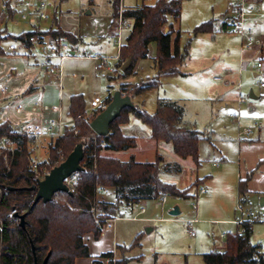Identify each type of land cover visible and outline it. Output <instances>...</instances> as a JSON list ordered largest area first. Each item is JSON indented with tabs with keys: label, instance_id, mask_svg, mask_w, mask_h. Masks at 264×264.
Masks as SVG:
<instances>
[{
	"label": "crops",
	"instance_id": "1",
	"mask_svg": "<svg viewBox=\"0 0 264 264\" xmlns=\"http://www.w3.org/2000/svg\"><path fill=\"white\" fill-rule=\"evenodd\" d=\"M127 1L128 2L125 4L126 10H135L140 4L137 2V0ZM217 1H219V5H213L214 9L212 8V12L214 11V14H212L213 16L211 20L201 23H211L208 32L199 33L198 35H201L199 38L202 46H207V48L211 50L213 47H216V45H218L220 50L222 48L223 59H221V61L217 62L215 61V58H212L211 61L207 63V67L203 65V67L200 68V70L202 71H204L205 68H207L208 72L215 71V74L211 78V81L218 84L220 83V85L208 84L205 87L206 98H204L203 105L202 107H199V109L198 107L195 108V110H197L195 116L198 115L197 117H200L201 115L203 116V114L209 116L214 115V117H216L217 113L219 111H222L223 109L227 110L228 114L233 110L238 97V93L236 91V83L238 81L237 72L240 67V58L241 56H244L246 58L252 57V54L242 53L240 51V41L232 30L230 19L233 0ZM17 3V0H11V5L13 6V9L15 11V15L12 18H9L10 21H12L15 17H18L19 20L22 21L20 19V13L22 12L23 7H21V4ZM91 3L93 5L92 1ZM214 3H216V0ZM48 4L47 19L43 20L37 16H34L31 17L28 21H22L23 23H25V26H27V28L19 30L18 34L15 35L8 33L6 25L7 23L5 21L4 28L6 30V33L11 36H20L24 33L34 31L46 33L49 30L59 27L63 31L72 34L75 37H81V41L77 42L76 44H71L67 41H63L71 45V53H84L90 50L91 45H85L83 42V39L85 37L83 34L79 32L73 33L63 29V27L61 26V20L65 16L64 14L61 15L60 12L57 14V5L55 4V2H52L51 4L48 2ZM142 4L153 5L155 3L145 4L144 2H142ZM107 5L109 9L108 30L110 35L114 37L112 31V23L114 19L112 0H108ZM221 5L226 7L225 12L223 16L221 15V17L217 18V16L220 15L219 13H222L221 11L217 10V7H220ZM1 14L2 12L0 10V15ZM58 15L61 16H59L58 18ZM87 15H90V12H87ZM178 24L179 21L173 25H175V30H179L181 36V31L180 29H178ZM230 29L232 30V34H229ZM168 31L169 27L165 26L163 28V32L167 33ZM40 36L43 37L45 43L54 42V39H52L47 34H42ZM255 37L256 42L260 46L262 51V69L259 71L250 72V66L245 64V66L243 67V73L245 72L246 76L245 78H241L250 85V87H245L243 89V93L246 94L249 91L247 95L249 96L252 93L254 97L253 100L256 101L247 103L242 106V119L244 123L251 126L252 119L254 117H257L255 116L257 115V112L261 115L260 117L262 118V124L255 132L256 134L254 133L255 135H253L250 139L240 142L237 140V138H234L233 135L231 143L230 141L228 143H225L226 137H228L229 139V136H226L224 134L226 129H222L224 138L220 140L216 139L215 141L213 138L215 134L212 128L208 132H206V129L199 130L186 122V105L182 104L186 99H181L179 98V96H176V94L173 95V93L167 95L165 98L158 99L153 113H155L159 101L172 103L182 110V125L186 128L198 131L201 137L198 147V163H195L191 158L182 159L178 157L174 153L171 144L152 139L150 128L147 126L149 129L144 130L142 128V125L138 124L140 120L132 114L129 115L128 121L126 123L120 125L121 132L125 136L131 137L135 140V147L125 151L115 152L116 154L122 155V157L118 159L127 161L130 158H133L135 162L138 163H154L156 161H159L160 180L164 183L174 185L180 191L188 189L187 194L190 197L188 199L181 200L188 201L190 199L191 204L195 197L196 191L199 188H205L206 193L202 195L203 197L201 196L202 200L200 203V208H197L196 211L192 209L191 205L188 207V209H182L181 206L178 205V208L180 209L179 215H181V218L179 220L183 224H186L185 221L189 219H198V221H200V219H208L211 220V223L224 225L225 223L223 222H233L237 217H243L244 206L248 203L249 198L252 195L257 194L259 197L264 198V88L252 87L254 88V90H252L251 88V85L256 83L257 81L264 82V23H260L257 26ZM233 38H235V40ZM230 41H233L234 44H231ZM10 44L15 45L19 55H13L10 51H8V46ZM2 47L5 53L3 55H0V123H9L18 133L32 138L37 148L44 140H46L48 143H51L52 140L57 138L59 134L62 135L63 130L66 126H71V119L68 116L69 100L71 96L81 94L71 93L69 96H67L68 105L64 107L63 101L65 96L63 91L65 74L63 75L64 77L61 83H59L57 76L46 73L39 65V62H41L42 59L39 56L37 46L31 45L30 47H25L19 41L9 40L3 42ZM156 55L157 51L155 44H150L147 57L140 60H147L151 58L153 62L152 67L157 75V69L154 65ZM185 63L186 61L184 60L178 67V74L161 75V77L155 83L154 87L141 93H133L131 100L133 99V97H141V94H146L148 91H151L152 89L158 87L161 81H165L170 78H176L179 74L183 76L187 75L182 71V67ZM200 66H202V64H200ZM135 73L136 67L134 66L131 75ZM156 75L154 76V78L156 77ZM72 77L76 78L77 76L76 74H73ZM129 77L131 78V76ZM217 77L220 78V80H215V78ZM202 78H204V81L206 80V78H208L206 73L204 74V76H202ZM125 79H127V77ZM152 81L153 79L146 81V83ZM131 83H135V85L131 87L133 90L135 89V87L140 86L139 82H124V84ZM107 95L110 96L112 94L111 92H109L107 93ZM202 142H207L209 144V147H211L212 149V157H214V155L216 154L214 159L209 158L207 160L201 158L200 144ZM231 148L235 149V152H237V156H233V151L229 156L228 153L229 149L231 150ZM188 159H191L192 163L186 164L185 161ZM39 160L41 161V159ZM185 164L190 168L191 174L188 180L185 179V183L183 185L178 186L174 181L170 180V178H177L181 180L182 176L187 172V170L185 169ZM207 165H209L212 169L207 168ZM247 178H249V180L248 182H246V191L244 193H240V183L244 182ZM196 181H199L198 183L200 185V187L197 189L193 184ZM108 189H111L115 194L113 188H105L103 189V192L101 193L99 199L104 204L103 210L106 214L105 217L107 219L117 218V220L113 222H105L101 227V235L99 238H95L93 233H88L83 236V244L87 246L90 255L86 259L88 260V262L85 264H93L94 261H98V259H101V255L105 253H112L116 260L125 259L128 264L129 259L126 258L125 254L126 252H128L127 246L118 243L119 236L121 237L123 231H119L116 222L122 218L130 221H139L140 223H144V234L149 235L155 229V227L151 223L157 222L156 220L158 218V215L155 212L160 211L159 216H162V211L164 210L163 208L161 209L160 207L155 206V208L153 209V215L145 217L146 211L144 214L139 215V211L141 208H145L146 210V204L148 202L157 201L160 200V198L155 200H141L137 204H126L123 202H119L118 200L116 203H114L106 200L104 194ZM167 198L168 202L169 198L171 197L167 196ZM166 203L162 204V206H164ZM117 206H124L125 209H127L129 212L135 213L131 217L115 216V209L117 208ZM135 206L139 207L137 211L136 209H133L135 208ZM172 207L174 208L175 206ZM238 207H241V212L238 210ZM173 208H167L168 214ZM135 216L139 217V219L132 220L131 218ZM141 216H143V218ZM138 231L139 230H136L132 235H135V233H137ZM136 235L142 236L143 233L139 232ZM225 243H223L222 250H209L208 252H204L203 248H201L202 250L199 249V247H201L200 243H197L196 247L190 248L185 252H181V250L176 248L175 245L172 246L168 252H160V248L158 246H155L154 248H151L153 264H189L190 260L195 255H199L202 258V255L205 253H209L212 251H223L225 248ZM181 255L184 256L183 263L180 259ZM141 257L142 256L140 255L136 257V259L140 260ZM80 260H83V258H77L75 260V264H81Z\"/></svg>",
	"mask_w": 264,
	"mask_h": 264
},
{
	"label": "trees",
	"instance_id": "2",
	"mask_svg": "<svg viewBox=\"0 0 264 264\" xmlns=\"http://www.w3.org/2000/svg\"><path fill=\"white\" fill-rule=\"evenodd\" d=\"M117 2L118 0H112L113 17L117 15ZM180 13L181 0H157L153 5L125 11V17L132 19V27L125 38V45L120 48L119 58L123 62L131 60V65L125 72L120 71L119 76L122 78L131 74L135 63L147 57L150 44H155L157 51L154 65L158 74L152 82L137 86L134 94L154 87L161 75L178 74V67L187 53L181 50L180 32L172 25L179 21ZM14 15L13 7L0 15V55L5 53L3 42L19 41L25 47H30L29 38L42 34H47L54 40L77 43L73 35L59 27L46 33L34 31L11 36L6 33L4 22ZM210 25L211 23L201 24L194 30L195 34L208 32ZM165 26L169 27L167 33L163 32ZM127 88V85H122L121 92L130 95ZM108 98L111 100V96ZM85 104L82 95L70 97L68 116L73 119V125L66 126L62 135L52 140L48 159L44 163L51 164V169L56 162L60 164L65 160L78 143L83 144L80 186L74 195L59 193L65 198V202L34 203L36 191L30 188L37 185L40 170L39 166L37 170L28 166V158L32 154L28 146L34 140L18 133L9 123H0V138L7 136L18 143L14 154H9V166L6 167L0 157V211L4 212L0 214V264H35V260L37 264H43L47 256L45 264H75L77 258H88L90 255L87 246L83 244V236L93 233L95 238H99L101 235L102 226L96 224L90 212L94 203L104 209L103 202L100 199L96 201L97 188H113L117 200L126 204L158 199L160 192L173 198L190 197L188 189L180 191L174 185L160 180L159 161L138 163L133 158L122 161L109 154H101L104 151L119 152L135 147V140L125 136L120 130V125L126 123L132 114L150 128L152 139L171 144L178 157L191 158L198 163L201 137L198 131L182 125L180 108L163 101L158 102L153 114L136 105L125 108L111 123L109 134L102 137L96 135L90 127V122L101 111H94L87 120ZM76 130L77 135L74 134ZM92 137L105 140L106 148L96 147V141ZM248 180L249 178L240 183V193L246 191ZM11 212L12 216L7 215ZM16 213L24 215L25 229L20 227L19 219L14 216ZM251 235L252 223L245 226L242 237L228 234L224 250L203 254V264H264V250L261 245L251 243ZM140 238L138 235L135 239L137 245ZM104 258L111 259L113 254L101 255V259ZM93 264L100 263L94 261ZM117 264H127V261L118 260Z\"/></svg>",
	"mask_w": 264,
	"mask_h": 264
},
{
	"label": "rangeland",
	"instance_id": "3",
	"mask_svg": "<svg viewBox=\"0 0 264 264\" xmlns=\"http://www.w3.org/2000/svg\"><path fill=\"white\" fill-rule=\"evenodd\" d=\"M50 4L55 2L57 5V14L60 12L61 15L64 14V18L61 20V26L63 29L69 32H79L83 34L85 37L83 42L85 45H91V49L95 53H99L102 56L108 58H114L118 55V48L115 44V37H112L108 30L109 25V9L107 5L108 0H47ZM46 1V2H47ZM93 2V5L91 3ZM156 0H137L140 3L137 9L141 8L144 4H153ZM47 2V3H48ZM128 1L125 0L124 4ZM181 0V13L178 24V29L181 31V40L180 47L184 52L186 51L185 61L186 63L182 67V71L187 75H178L176 78H170L165 81H161L160 85L151 91H148L146 94H141V97H133L132 102L134 105H137L139 108L146 110L149 113H153L157 104L158 99L165 98L167 95L173 93L176 96H179L181 99H186L184 101L185 107V119L190 125L193 127L203 130L206 129L208 132L211 128L214 131L215 136L214 140L223 139L222 129H226L224 134L226 136L225 143H228L232 140V136L237 138V126L236 124L227 116V110L221 109L222 111H216L217 116H209V115H201L200 117L195 116L197 110L195 108L202 107L206 91L205 87L208 84L220 85V83H214L211 81V78L214 76L215 71H207L205 68L204 71L200 70L203 65L207 67V63L211 61L212 58H215V61L219 62L223 59L222 48L219 49L218 45L213 47L212 50L208 49L207 46H202L200 43V36L195 34L194 30L197 26H199L203 22L210 21L212 18V8L214 6L219 5V1L216 0ZM214 5V6H213ZM224 6L217 7L220 15L217 18L223 16L225 12ZM214 9V8H213ZM216 9V8H215ZM87 12H90V15H87ZM58 15V18L59 16ZM225 16V15H224ZM172 21L170 20V23ZM7 30L9 34L15 35L18 34L19 30H23V28H27L25 23L19 20L18 17H15L12 21H6ZM49 25V24H48ZM173 25V24H172ZM175 29V25H173ZM232 30H229V34H232ZM128 30L123 34V44L125 45V38L127 37ZM72 35V34H71ZM75 37V36H74ZM77 42L81 41V37H75ZM235 40V38H233ZM232 40V39H230ZM231 44H234L233 41H230ZM71 46V45H70ZM82 50V49H81ZM82 52H77L76 55L81 54ZM205 60V61H202ZM126 61H121V58L116 60L109 61V65L111 67L110 71L97 72L94 70V63L92 61L86 59H75L70 57L63 64V75L65 74L64 81V107L68 105V97L71 93L81 94L85 101V119L89 120L93 115L88 107L90 101L94 97H105L107 93H113L116 90L121 91L122 85H127V90L129 92V96H133L134 90L131 88L134 84H124L125 81L128 82H139L140 85H144L146 81L154 79L156 75L155 70L152 67V59L149 58L147 60H139L135 63L136 73L131 76L120 77L119 72L121 71L122 65ZM138 63V64H137ZM202 64V66H200ZM252 71V67L249 69ZM206 73L207 77L204 81V74ZM76 74V78H73L72 75ZM243 73L242 78H245L246 74ZM248 75V74H247ZM64 77V76H63ZM243 82L248 85L244 80ZM137 88V87H135ZM254 90V88H252ZM249 92V91H248ZM247 92V93H248ZM126 95L125 92H122ZM247 93L245 94L247 96ZM112 95L111 98H112ZM247 103H252L255 100L251 98H247ZM138 102V103H137ZM256 102V101H255ZM88 105V106H87ZM257 112V117L261 119V115ZM70 124L73 125V119L70 117ZM144 130H148L149 128L141 123ZM244 126H249L245 124ZM260 124V125H261ZM256 134V133H255ZM254 134V135H255ZM50 143V142H49ZM49 143L44 140L40 143L37 148L34 143H30L28 148L32 151V154L29 155V167L32 170L34 163H39V177L40 180H43L44 176L49 173L51 164H44L49 156ZM18 147V143L16 144V148ZM232 147V145H231ZM201 158L204 159H214L212 157V149L209 147L207 142H202L200 144ZM233 151V156H237V152L235 149H229V156ZM101 154H109L110 156L121 158V154H116L115 152L104 151ZM231 155V156H232ZM209 156V157H208ZM0 157L3 158L4 165L7 167L10 164V158L8 156L7 160L5 159V154L0 152ZM41 159V162H39ZM61 160V159H60ZM186 164L192 163L191 159L185 161ZM41 163V164H40ZM185 164V169L187 172L182 176L181 180L177 178H170V180L174 181L178 186L183 185L185 179L188 180L190 177V168ZM41 165V167H40ZM59 165L57 162L55 166ZM206 165V164H205ZM207 168L212 169L209 165ZM199 181L193 183L196 186V189L200 187ZM188 183V182H187ZM106 200L109 202H117V198L111 189H108L104 194ZM204 195V194H203ZM58 202H65V198L60 196ZM203 197V196H202ZM202 197L198 200V208H200V203ZM57 202V203H58ZM262 198L257 194L252 195L249 198L248 203L244 206L243 217L246 220H250L252 224V235H251V243L253 245H261L264 250V205H262ZM180 205L182 209H188L191 205V200L183 201L178 198H169V201L162 206V202L160 200L150 201L146 204V216L153 215L154 208L160 207L164 210L162 211V216H159L160 211L155 212L158 215L157 222L151 223L155 229L149 235H145V227H143L144 223H140L139 221H130L126 219H119L116 222L117 228L119 231L122 230L123 234L121 237L119 236L118 243L127 246L128 252H126V258L129 259L128 264H153L151 248L158 246L160 252H168L169 249L175 245L176 248L180 249L181 252H185L190 248L196 247L197 243H200V250L203 248L204 252H208L209 250H222L223 243L226 240H222L220 238L221 233L232 234L235 235L238 227L232 221H226L224 225H217L211 223V220H202L196 224H194V231L196 236L191 237L186 231V224L180 222L181 215L177 217H171L168 214V207L173 208L172 206ZM187 205V207H186ZM117 206L115 209V216L118 217H131L135 212L131 213L124 206ZM166 207V208H165ZM138 206L133 208L136 211L138 210ZM4 213L0 211V214ZM240 213V212H239ZM13 212L8 213L7 215L12 216ZM241 214V213H240ZM238 215V213H237ZM106 216V214H105ZM143 218V216H141ZM140 217V218H141ZM1 220V218H0ZM148 226V225H147ZM136 230H139L137 233L142 232L143 235H140V241L137 245L135 239L137 237V233L134 234ZM122 238V239H121ZM143 238V239H142ZM135 244V245H134ZM226 244V243H225ZM196 250V249H195ZM2 251V243L0 242V254ZM180 254V253H179ZM142 256L140 260H137L136 257ZM1 257V255H0ZM184 256L181 255L180 259L183 263ZM87 258H83L81 264H85L88 262ZM125 260V259H123ZM100 264H117L118 260L113 261L112 263H107L101 259H98ZM189 264H203V260L201 256L195 255L190 260Z\"/></svg>",
	"mask_w": 264,
	"mask_h": 264
},
{
	"label": "built area",
	"instance_id": "4",
	"mask_svg": "<svg viewBox=\"0 0 264 264\" xmlns=\"http://www.w3.org/2000/svg\"><path fill=\"white\" fill-rule=\"evenodd\" d=\"M125 0H118L117 2V15L113 19L112 23V31L113 36L116 38L115 44L118 48V55L114 58H108L102 56L99 53L93 52L91 49L76 55L75 53H71L70 45L66 42L54 40L51 43H45L42 36H31L29 38L31 45L38 47V53L41 57L42 61L39 62L41 68L48 74L55 75L58 77L59 83H61L63 79V64L64 61L69 59L70 57L75 59H86L92 61L94 63V70L97 72L110 71L111 67L109 65V61L118 60L119 59V51L123 45V34L125 31H129L132 27V19L125 17L124 13L126 11V5L124 4ZM17 4H21L23 7L22 12L20 13V19L22 21H28L31 17L37 16L40 19H47V10L48 3L45 0H17ZM16 5V4H15ZM11 5V0H0V10L2 13H6ZM231 27L234 34L238 37L240 41V51L242 53H250L252 54L251 58H246L241 56L239 61V70L238 81L236 83V91L238 93L236 105L231 112H229L228 117L236 124L237 126V140L245 141L250 139L254 133L258 130L261 124V119L259 117H254L252 119L251 126H244L242 119V106L247 104L248 99L250 98L248 95L246 96L243 93V89L245 87H250L248 84L243 82L241 79L243 76V67L245 64L252 67V71H259L262 69V51L260 46L256 42V30L257 26L260 23H264V0H233L232 2V13H231ZM8 51H10L13 55H19L16 50L15 45L10 44L8 46ZM215 80H220V78H215ZM139 85V84H137ZM252 87L264 88V82L257 81L256 83L251 85ZM109 95L105 97H94L89 103V109L91 112L96 110L103 111L107 108L108 104L111 100H109ZM74 134L77 135L78 131H74ZM61 134L58 135L60 137ZM96 141V147L99 146L102 149H105L107 146V142L103 139L97 140V138L92 137ZM16 150V142L10 139L7 136H3L0 138V152L5 154V159L7 160L9 154L13 155ZM62 160V159H61ZM64 161V160H63ZM41 162V161H39ZM41 164V163H40ZM216 165V164H214ZM39 163H34L33 168L35 170L38 169ZM38 179L40 180L39 174ZM65 185L68 188V192L71 195H74L78 191V187L80 186L79 173H74L71 177L65 180ZM103 192L102 188H97L95 190L96 201H98L101 193ZM206 193L205 188H199L196 191L195 197L192 201V209L194 211L198 208V200L199 198ZM159 198L162 204L167 202V196L163 193H159ZM60 199L59 193L55 194L51 201L57 203ZM238 210L241 212V207H238ZM145 208H141L139 211L140 214L145 213ZM90 212L94 217V220L98 226H102L105 222H113L116 219H107L105 217L104 210L100 208L97 203H94L90 208ZM132 220H138L139 217L135 216L131 218ZM198 219H189L186 220V231L191 237H195L194 224L198 223ZM233 223L238 227L236 235L238 237H242L244 234L245 226L251 224L250 220L244 219L242 216L237 217ZM220 238L224 241L227 238L226 233H221ZM107 263H111V261H115L113 258H104L101 259Z\"/></svg>",
	"mask_w": 264,
	"mask_h": 264
},
{
	"label": "water",
	"instance_id": "5",
	"mask_svg": "<svg viewBox=\"0 0 264 264\" xmlns=\"http://www.w3.org/2000/svg\"><path fill=\"white\" fill-rule=\"evenodd\" d=\"M74 54V53H72ZM131 65V60H127L121 68L122 72H125ZM253 99V94L249 95ZM134 104L129 95L123 94L120 90H116L111 98L107 108L100 112L91 122L90 127L94 133L98 136L105 137L109 134V128L111 123L117 119L122 110L125 108H133ZM84 158L83 144L78 143L74 150L68 155V157L62 161L59 165L53 167L48 174H46L43 180H39L36 186L30 188V190L36 191L34 203L42 201L48 203L52 200L53 196L57 193H67L68 188L65 185V180L71 177L74 173H79L83 170L81 162ZM262 204H264V198H262ZM169 214L171 216H178L180 209L175 206ZM15 217L19 219V225L22 229H25V217L24 215L15 214ZM48 256L44 259L43 264L46 263ZM35 264H37L35 260Z\"/></svg>",
	"mask_w": 264,
	"mask_h": 264
}]
</instances>
